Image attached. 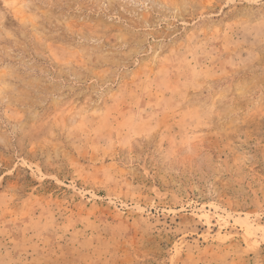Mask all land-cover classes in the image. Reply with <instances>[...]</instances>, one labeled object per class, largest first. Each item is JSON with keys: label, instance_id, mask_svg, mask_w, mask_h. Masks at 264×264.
<instances>
[{"label": "rangeland", "instance_id": "obj_1", "mask_svg": "<svg viewBox=\"0 0 264 264\" xmlns=\"http://www.w3.org/2000/svg\"><path fill=\"white\" fill-rule=\"evenodd\" d=\"M0 264H264V0H0Z\"/></svg>", "mask_w": 264, "mask_h": 264}]
</instances>
